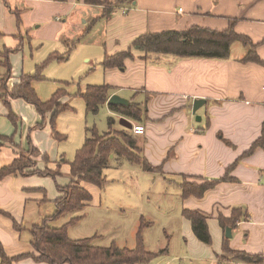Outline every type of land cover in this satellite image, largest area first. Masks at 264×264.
I'll use <instances>...</instances> for the list:
<instances>
[{"label": "crops", "instance_id": "1", "mask_svg": "<svg viewBox=\"0 0 264 264\" xmlns=\"http://www.w3.org/2000/svg\"><path fill=\"white\" fill-rule=\"evenodd\" d=\"M100 1L115 4L118 0ZM104 8V5H88L85 0H0V32L3 34L0 36V52L4 48L20 46L18 36L28 38L31 34L32 39L37 40L36 48L34 51L30 48L29 54L32 59L34 55L38 59L29 64V69H26L25 61L29 48L25 46L31 44H25L26 40L21 51L10 55L12 76L8 87L12 89L20 82L24 70L31 74L65 41L77 42ZM15 11H21L20 26ZM59 17L66 19L61 21ZM236 19L239 21L235 32L258 45L257 54L264 61V0H125L116 6L110 20L98 21L76 48L95 46L101 49L100 60L103 61L106 54L111 56L126 51L135 39L147 33L184 31L193 26L225 31ZM246 52L243 46L237 47L235 53L232 49L228 60L166 56L155 64H146L140 59L142 54L135 52L137 58L126 61L123 71L104 70L99 63L106 74L105 84L112 88L110 97L118 95L139 104L148 114L149 119L144 123L127 120L132 125L145 127V134L135 137L149 162L154 166H163L165 177L149 174L178 187L184 177L191 182H211L223 179L227 174L233 178L220 182L201 199H183L179 187L180 210L205 213L209 217L212 236L210 246L201 243L193 233L191 222L185 218L178 229L169 227L171 234L184 246L186 256H193L194 263L191 264H217V256L223 255L226 238V231L220 226L218 218L220 215L230 218L235 209H241L248 219L231 229V249L263 255L264 264V149L258 148L250 156L243 157L264 131V67L242 63L240 60ZM4 72L0 65V86ZM195 100H204L205 104L194 115ZM10 107L21 122L16 144L27 151L30 136L40 151L37 168L59 170L61 173L56 181L38 176H8L0 180V241L9 257H18L33 252L29 230L54 213L53 202L61 196L57 185L68 186L74 179L70 175L69 163L72 161L61 151L60 141L51 130L50 116L45 127L40 129L38 126L43 123V118L34 106L17 99L10 101ZM106 107L118 121L115 128L125 129L119 123L121 115L113 113L108 103ZM8 114L9 110L0 100V135L11 137L16 130ZM198 115L200 121L197 120ZM79 146L83 145L80 143ZM17 155L15 147L5 145L0 152V169L12 164ZM44 155L49 158L48 163L42 159ZM124 163L115 162L108 169L121 168ZM82 186L92 195V201L85 204L81 211L53 224L61 227L72 218L81 217L76 225L69 228V237L75 240L79 238L72 237V230L86 219L92 206H101L102 202V189L87 183H82ZM121 210L125 212V209ZM139 216L140 224L142 218L152 223L144 215ZM64 218L66 221L60 223ZM14 221L25 230L17 231ZM152 227L153 223L144 231L145 243ZM92 237H96L95 244L107 241L105 246H97L109 247L112 243L118 246L120 236L113 232L110 236L95 233ZM147 250L150 251L148 247ZM161 258L151 264H170L162 262ZM18 264L46 263L28 259ZM227 264L247 263L231 261Z\"/></svg>", "mask_w": 264, "mask_h": 264}, {"label": "trees", "instance_id": "2", "mask_svg": "<svg viewBox=\"0 0 264 264\" xmlns=\"http://www.w3.org/2000/svg\"><path fill=\"white\" fill-rule=\"evenodd\" d=\"M55 2H67L68 0H53ZM125 0H118L115 4L108 1L101 3L100 0H85L88 5H104L101 15L91 22L85 29L77 42L65 41L66 52L63 55L52 53L39 66H36L34 74L22 75L20 82L11 90L7 85L11 79L12 65L10 55L21 51L23 42L28 38L16 37L20 46L15 49L4 48L0 52V65L4 68V74L0 86V100L3 101L9 110L8 119L15 127V133L11 137L0 135V152L7 144L15 147L18 151L17 158L9 166L0 169V180L8 176L52 178L56 181L61 175L59 170L52 171L48 168L40 170L37 168L40 151L34 146L29 136L27 151L16 144L15 138L21 126L20 119L15 116L10 107L11 100L21 99L35 107L36 111L43 118V123L38 126L45 127L47 117L50 116L51 130L58 141H64L66 137L57 130L58 117L71 110L68 105L60 103L61 98L66 96L65 89L58 90L50 100L42 101L35 88L34 83L43 81L42 73L52 61L59 63L69 59L70 54L77 44L86 37L94 25L101 20L111 19L116 6ZM17 24L21 25V11H15ZM239 19L230 22L229 29L225 31H214L193 26L184 31H164L160 33H147L135 39L130 47L115 55H105L101 62L104 70H125L126 61L135 60V52L142 54L140 59L146 64L158 63L161 58L171 56L176 59H212L228 60L231 58L233 46L238 43L246 49V54L240 60L242 63H254L264 67V61L257 54L258 45L254 44L248 37L237 34L235 26ZM0 36L3 34L0 32ZM68 85V84H66ZM111 87L109 85H88L83 93H79L86 105L87 114L96 115L100 108L105 106L110 98ZM110 110L133 122L144 123L148 121V114L144 107L136 103L130 106H109ZM115 119H108L109 131L100 134L98 129L87 127L85 129V142L76 152L71 167V177L74 179L71 184L65 187L57 185L60 197L53 204L54 213L47 216L40 224L32 226L29 230L33 252L18 257H9L0 241V264H18L22 261L32 259L36 263L46 264H151L156 259L168 254V247L158 252L148 251L144 243V231L152 226V223L141 219V224L136 234V246L133 249L118 247L112 243L109 247H101L95 244L96 237L84 239H71L69 228L76 225L81 217H74L61 227L53 224L63 217L81 211L85 204L92 201V195L82 186V183L94 185L103 189L108 180L105 170L113 163L128 162L139 166L143 172L163 175V166H154L144 155L137 138L130 130L115 131L113 125ZM230 146V143L227 142ZM264 149V131L262 137L253 144L251 149L243 155L250 156L256 149ZM113 156V158H111ZM48 163L49 158L44 155L42 158ZM236 164L230 167L232 169ZM229 169V170H230ZM233 178L227 174L223 179L204 181L201 184L191 182L184 177L179 187L182 198L195 197L201 199L217 184L224 181H231ZM183 218L189 220L195 237L203 244L210 246L212 236L208 226L209 217L199 211L184 209ZM248 219V215L241 209H235L230 218L220 215L218 220L220 226L226 231L227 228L234 229L239 222ZM14 228L22 232L24 227L14 221ZM217 264H227L231 261H239L247 264H263V255H252L245 251L232 250L230 239L225 238L223 242V255L217 256Z\"/></svg>", "mask_w": 264, "mask_h": 264}, {"label": "rangeland", "instance_id": "3", "mask_svg": "<svg viewBox=\"0 0 264 264\" xmlns=\"http://www.w3.org/2000/svg\"><path fill=\"white\" fill-rule=\"evenodd\" d=\"M32 17L35 16L32 15ZM59 19L62 21L66 18L59 17ZM32 37L29 34L28 39L25 41V44H31V46H25L29 48L25 60L26 69H29L28 66L30 67L29 64L33 63V60L38 59L37 56L35 59V55L32 59L31 54H29L30 48L34 51L37 43V40H33ZM236 46L242 48V45L236 43L233 47L234 53L237 49ZM65 52L66 47L64 44L53 53L63 55ZM100 53L101 49L95 46H78L72 51L67 61L62 63L58 61L50 62L42 73L44 80L34 83L39 98L44 102L50 100L58 90L65 89L66 91L67 95L61 98L60 103L68 105L72 109L58 117L57 130L66 137V140L60 142V147L66 158L69 157V161H73L76 152L80 149L81 146L78 147V145L80 143L83 145L87 127L95 126L100 133H107L109 131L108 119L113 118L106 105L101 107L96 115L87 114L85 102L78 95L80 92L83 93L88 85H106V74L99 66V63L102 62ZM48 57L43 59L37 66L41 65ZM87 60L90 62H87ZM35 70L31 74H34ZM23 74L30 73H26L24 70ZM20 75H22V72ZM8 89L11 90L9 87ZM121 118L123 117L121 116ZM115 126H118L116 120L113 130H128L121 127L117 130ZM105 176L108 184L101 192V206H92L89 209L86 219L72 230L74 232L72 237L81 239L92 237L95 233L110 236L113 232H117L120 236L117 240L118 246L133 249L136 246V234L140 224L139 215L141 214L147 219H151L153 223L149 233L150 237L146 243L144 242L146 249L148 247L151 252H158L168 247L169 252L167 255L162 256V262H170V264L194 263L192 262L194 261L193 256L191 254L186 256L184 246L170 231V228L176 227L178 229L179 224L184 219L180 210L181 198L179 197L180 190L177 185L169 184L167 181L158 179L155 175L145 173L140 167L128 162H125L118 169H106ZM196 183L201 184L202 182L198 181ZM121 209H125V212ZM65 221L66 218L61 220L60 223ZM106 242H100L96 245L105 246ZM172 260L174 261L171 262Z\"/></svg>", "mask_w": 264, "mask_h": 264}, {"label": "water", "instance_id": "4", "mask_svg": "<svg viewBox=\"0 0 264 264\" xmlns=\"http://www.w3.org/2000/svg\"><path fill=\"white\" fill-rule=\"evenodd\" d=\"M205 104V101L204 100H195L194 103H193V114L195 115L198 110ZM108 105L109 106H130L131 105V102L125 98H122L118 95H113L109 98V101H108ZM197 120L200 121L201 118L199 116H197ZM120 124L130 130L132 128V124L131 122H129L126 118H121L120 119ZM113 158V156L111 157ZM226 238L228 239H231L232 238V230L231 228H227L226 229Z\"/></svg>", "mask_w": 264, "mask_h": 264}, {"label": "built area", "instance_id": "5", "mask_svg": "<svg viewBox=\"0 0 264 264\" xmlns=\"http://www.w3.org/2000/svg\"><path fill=\"white\" fill-rule=\"evenodd\" d=\"M130 131L136 136H143L146 132L145 127L143 125H132Z\"/></svg>", "mask_w": 264, "mask_h": 264}]
</instances>
